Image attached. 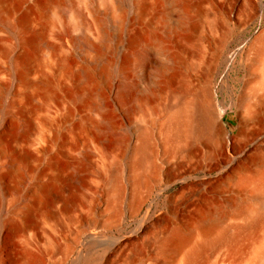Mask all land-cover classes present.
<instances>
[{
	"label": "rangeland",
	"instance_id": "1",
	"mask_svg": "<svg viewBox=\"0 0 264 264\" xmlns=\"http://www.w3.org/2000/svg\"><path fill=\"white\" fill-rule=\"evenodd\" d=\"M141 6L143 16L138 15ZM166 7L165 0H0V183L5 194L0 197V264H60L75 237L70 261L88 248L79 231L93 219L105 220L107 184L119 170L127 179L137 126L160 118L171 105L166 93L143 96L147 64L157 56L145 44L151 35L164 36ZM112 8L123 17L119 25ZM192 17L201 20L196 12ZM261 22L255 17L230 27L211 66L209 80L225 103L223 121L232 136L238 128L233 104L247 76L242 50L264 27ZM83 38L90 42L87 47ZM121 81L128 87L118 97ZM144 100L147 104L135 110ZM37 178L47 189L34 195L29 190ZM164 186H155L142 214L152 202L161 205L175 194L181 182L163 195ZM129 200H123V219L103 230L105 241L132 237L138 218L127 217ZM27 209L36 229L30 242L9 229L15 218L27 217ZM52 242L59 253L44 261L36 247Z\"/></svg>",
	"mask_w": 264,
	"mask_h": 264
},
{
	"label": "bare ground",
	"instance_id": "2",
	"mask_svg": "<svg viewBox=\"0 0 264 264\" xmlns=\"http://www.w3.org/2000/svg\"><path fill=\"white\" fill-rule=\"evenodd\" d=\"M196 1L165 0V34L151 35L145 44L157 56L147 64L148 92L143 96L166 93L171 105L160 118L137 126L127 179L122 180L119 170L107 184L105 220L93 219L82 227L78 236L88 248L70 261L75 237L66 244L60 264H264V27L242 50L247 76L233 104L238 120L233 136L223 121L225 103L209 80L229 28L255 17L264 25V0ZM145 10L139 7L138 15ZM111 12L121 24L123 17H117L114 8ZM194 12L204 23L193 19ZM99 37L105 43L106 36ZM81 42L84 47L90 44L86 38ZM127 87L119 83L118 97ZM146 104L144 100L135 110ZM179 182L175 194L165 196L161 205L152 202L142 214L157 184H165L160 192L164 195ZM46 189L37 178L29 191L37 195ZM4 195L0 183V197ZM126 197V216L138 218L133 235L105 241L106 225L124 217ZM26 216L15 218L9 229L13 237L30 242L36 229L29 209ZM36 251L46 261L59 247L52 242ZM91 254L95 258H89Z\"/></svg>",
	"mask_w": 264,
	"mask_h": 264
}]
</instances>
